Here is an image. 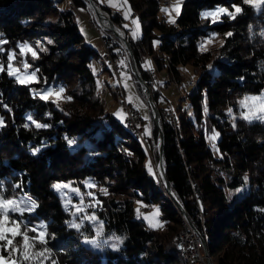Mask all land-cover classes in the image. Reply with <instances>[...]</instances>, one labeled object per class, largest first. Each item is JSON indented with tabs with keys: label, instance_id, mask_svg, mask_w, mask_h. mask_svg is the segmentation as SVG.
Wrapping results in <instances>:
<instances>
[{
	"label": "trees",
	"instance_id": "trees-1",
	"mask_svg": "<svg viewBox=\"0 0 264 264\" xmlns=\"http://www.w3.org/2000/svg\"><path fill=\"white\" fill-rule=\"evenodd\" d=\"M127 1L140 23L139 35L127 40L136 68L148 85L155 104L163 136L164 175L171 191L203 236L207 252L215 264H264V171L248 176V190L226 202L215 186L221 184L233 190L245 181L227 175L228 162L212 154L206 134L213 132L216 126L209 123L207 117L211 114L204 113L201 108L202 101H209L205 94L213 91L209 72L199 66L202 60H209L216 66L238 67V77L229 80V89L251 94L264 92V47L254 52L244 48L242 23L249 17L250 5L244 4L243 0H182L179 16L174 18L175 23H169L157 15L159 0ZM71 2L74 7L83 6L80 0ZM51 3L52 0H0V39L5 41L0 44L4 49L0 52V62L8 59V52L15 51L16 59L22 56L18 44L32 43L36 35L23 27L19 16ZM233 4L242 8L234 20L223 16L222 22L213 24L210 19L200 16L204 8L228 7L231 11ZM12 5L17 8L1 11L3 6ZM72 16V11H60L49 31L52 43L46 44L48 51L41 53L35 48L37 59H33L31 53L25 56L31 67L38 70L37 85L64 87L72 99L75 97L74 88L68 86L66 80L74 74L82 90H86L87 96L84 97L89 100V108L94 114H89L87 108V111L83 110L85 105L81 101L73 104L72 100L66 105L60 104L65 110L64 117L56 110L49 112L50 101L34 95L29 84L21 85L6 71L0 72V117L4 120L0 127V181H3L5 196L26 194L37 202V209L26 216L43 221L48 232L55 235L56 238L48 243L55 250L54 255L60 264L176 262V255L166 245L168 236L164 228L161 231L146 228L142 220L135 218L133 197L157 202L159 218L167 231L175 229L179 212L163 191L162 182L159 180V183L148 171L146 148L125 129L113 112L101 108L98 96L91 94L95 80L86 62L96 54L82 42ZM229 32L232 35L225 36ZM212 33H216L223 44L220 43L211 54L209 50L198 49L199 40ZM143 55L150 57L157 70L163 69L174 86H180L184 79L179 66L187 68V75L193 79V85L188 86L190 89L184 94L190 110L181 103L173 107L177 126L160 112L158 92L149 82L147 69L143 67ZM29 115L50 127L36 128L26 120ZM25 124L29 126L25 127ZM96 130H99L97 139L89 147L85 148L83 144L78 148L68 147L66 136H76L78 140L92 138ZM151 132L155 134L153 126ZM238 141L236 134H230L227 137L220 135L214 143L218 151L232 147L241 157L252 158L253 150L240 146ZM256 146L262 148L264 138ZM34 148L41 150L33 155ZM75 156L81 158L75 169L96 185L90 189L79 182L84 198L96 205L89 210H94L105 221L104 234L114 232L121 236V246L117 250L105 251L102 257L93 251H84L83 245L71 235L72 231L64 224L67 214L52 188L57 177L54 168L59 165L67 169L72 167ZM17 183L21 185L19 189L14 188ZM122 188L130 191L128 195L114 196L121 193ZM101 189H106L107 194ZM89 191L94 197L88 195ZM208 207L216 209L217 216L213 220H201L200 214Z\"/></svg>",
	"mask_w": 264,
	"mask_h": 264
},
{
	"label": "rangeland",
	"instance_id": "rangeland-1",
	"mask_svg": "<svg viewBox=\"0 0 264 264\" xmlns=\"http://www.w3.org/2000/svg\"><path fill=\"white\" fill-rule=\"evenodd\" d=\"M80 1L83 3L82 0ZM93 2L101 9V11L107 17L111 19L113 24L117 28H119L120 32L122 33L123 37L126 40L134 39L132 36L131 30L135 26L132 24L131 21L132 19H136L137 17L133 16V13H132L133 10H131V8H130V17L128 19L124 18V11L128 10L129 8L128 1H127V5H124L123 7H119V5H123L124 0H104L103 3L100 2V0H93ZM12 4L15 6L21 5V3L19 4L12 3ZM175 4H176V0H159V8H158L157 15L162 16L167 22H169L170 16L172 18L176 17V12L174 10ZM13 5L12 7L3 6L4 9L1 11H6V9L13 10V8H17ZM217 7L218 6L204 8L202 12L208 11V10H214ZM164 8H167L168 11L167 12L162 11V9ZM66 10L72 11L73 21L76 24V28L78 32L81 34L82 42L89 45L96 54L93 57L91 56L90 59L87 60L86 62L88 70L90 74H92L95 80L94 85L92 87L91 94L93 96L96 95L99 97L101 108H103V110L107 112H113L114 114L117 113L118 111L121 112V114L124 117L123 120H121L120 117H118L117 115L116 117L119 119L121 124H123L125 129L130 134H132L133 137L138 139L143 144V146L146 148L147 155H149L148 168L149 166H151L153 173H155L154 175L155 178H157V181L161 183L159 181V178L157 176V172L155 169L156 164H157V157H156L157 131L152 122L147 102L145 101L143 93L141 92V89L138 84L137 85H138L139 90L137 88V85H136L137 82L135 81V78L131 73V65H130L129 57L128 55H126L125 49L120 46L121 45L120 41L112 34V32L99 28L98 25L101 24V19H96V17L92 14V12L90 11V9L87 7L85 3H83L82 7L81 6L74 7L71 0H52V3L50 5H41L40 7H37L36 9H34V11H32L31 13H25L24 15L21 14L19 16V20L26 30H29L33 33L36 32V35H34L33 37L34 39L32 43L30 41H25V42L31 45L34 50L35 48L36 50H39L37 48V42H39L40 46L47 49L48 51L46 44H48V41L52 42V38L49 35V31L51 30L52 26L56 22L57 14L60 11H66ZM115 17L117 19H115ZM124 25H128V28H124L123 27ZM242 28H243L244 38H245L244 40L245 49H248L249 51L254 52L264 47V36L260 35L261 31L264 30V9H262L261 12H258L255 8L250 6L249 17L247 20L243 21ZM210 38H211V42L205 44V48L206 50H209L210 54L214 52V50H216V48L221 43V38L216 37V36L215 37L209 36V37L200 39L198 42V49L201 50V44L204 41L209 40ZM22 43H19L18 45ZM130 51H131V48H130ZM39 52L43 53L45 51H39ZM119 52L123 54V57H121ZM131 54H132V51H131ZM132 58H133V55H132ZM24 60H27L28 62V59L26 58L25 55L18 57L14 61V67L21 69V75L24 74L23 66H22V62ZM121 60L125 61V66L123 67L120 65ZM7 62H8V59H5L4 62L3 63L0 62V64H3L6 69ZM133 62L135 64V61ZM148 62H150V64ZM209 65H212L213 67L210 69L208 67ZM199 66L201 68H204L207 72H209L210 80H211V87L213 88V91L207 92L205 94L206 98L209 99L208 103H206V101H202L201 103V108L203 112L206 114L208 113L211 114V117H207L209 120V123L215 124L216 127L215 128L213 127V129L215 130L216 133L219 134L218 137H220V135L227 137L230 134H236L239 140L238 142L240 146H247L251 148L254 152V155L252 158L241 157L239 154H237L234 151V148L232 147H229L225 149L224 151H218L216 146L215 148L213 147V142H211L208 139V137L212 135L213 132H209L206 134L207 143L209 144L214 157H222L228 162L229 166L225 168V173L230 176H237L241 178V180L245 181L244 180L245 176L248 177L254 174H259L264 171V146L262 148H259L256 146L257 142H260V140L264 138V122L253 121L249 123L248 121L241 119L240 112L242 111V109L240 107V101L243 100L246 96H259L261 93L259 94L241 93V92L236 91L235 89L228 88L229 80L238 77V74H237L238 67L236 65L216 66V65H213L209 60H206V61L202 60ZM143 67L147 69L149 82L152 88L156 92H158L157 99H158V106L160 108V112H162V114L166 116V118L171 122L173 126H177V122L174 119L175 113H174L173 107L176 104L181 103V105L184 106L185 109L190 110V108L187 105L188 99L185 98L184 94L185 92L187 93L189 91L190 88L188 86H192L194 82H193V79H191V77L187 75L189 74L188 69L184 68L183 66H179L180 71L183 73L182 76L184 79L182 81V84H180V86H174L173 82L169 80V76L164 74V70L163 69L157 70L154 67L150 57L147 55H143ZM34 70H35L34 67H31L28 69V72L31 73ZM36 82H38V79L29 83V87L31 88V91L33 93H42V91L47 87L56 88L55 86H50L47 84L37 85ZM66 82L68 86L74 88L75 97L71 99L72 102H74L73 104H79V102L81 101L85 105V109L83 108V110L85 111L88 110L89 114H94V111L93 110L91 111L89 108V106H91V104L89 103V100L85 99L84 97V96H87L86 90L85 89L82 90V86L77 83L76 77L74 76V74H71L69 77H67ZM183 82L185 83V85L183 84ZM149 94H150V90H149ZM63 95H64V98L60 99L58 102H53L55 100V97H52L49 100H47V102L50 101L48 105L49 112H51L52 110H56L58 114L64 117L65 110L60 107V104L66 105L71 100L67 99L69 95H67L66 93H64ZM150 97H151V94H150ZM151 100L153 101L152 97H151ZM154 107H155V104H154ZM230 108L232 109L231 114H229V111H228ZM131 109L132 110L134 109V111H136L137 114L139 115V119L137 118V121H136V128L134 127L133 129H131L130 126L126 124L127 122L126 115H129V111ZM28 117L29 116L26 117V120H28ZM234 118H235V125H236L235 127H233ZM152 126L155 129V134L153 135L151 132ZM146 127L150 129V133H151L150 135L145 134ZM98 131L99 130H96L94 132L92 138L91 137L82 138L81 140L76 139V136H69L68 138H75L77 143L76 145L72 147L68 145V147L78 148L80 144L85 145V148L89 147V145H91V143L97 139L96 137L99 134ZM162 141H163V136H162ZM152 151L153 152L155 151V153L152 154ZM152 155H154V157ZM80 163H81V158L78 156H75L73 163H71L72 167L67 169V168L60 167L59 165L54 168V171L57 177H56V180L52 183V188H53V185L56 183L70 185L69 188H66L63 190L64 191L63 196L61 195L60 192H58L55 188H53V191L58 196L63 209L65 210L66 203H68V207L70 209L69 211L65 210L67 214L66 219L64 221L66 228L68 227L65 222L71 221L73 219V216L71 214L73 211H75L73 205H80L81 197H83L84 205L93 204L92 200H86L84 198V192L80 188L79 182L83 183L85 187H87L86 182H89L86 177H82L81 172L75 169ZM161 186H162V183H161ZM249 187H250V183H247V184L244 183L243 185L231 190V189L224 188L223 185L221 184H218L215 186V189L224 195L226 202H230L233 199L240 196L245 191H247ZM72 188L78 189L79 194L72 192L71 191ZM237 189H243V190L240 192H237ZM120 191L121 193H116L114 196L123 197V196H127L128 193L130 192L128 191L127 188H122ZM24 196H25L24 194H15V195L6 196V198H13V197L22 198ZM138 201L140 202L139 204H138ZM132 204L134 207L135 218L137 220H142L146 228H154L159 231H161V229L164 228V231L166 232V235L168 236L166 245L176 255V258H177L176 262H173L170 264H215L213 260L211 259V257L209 256L208 252H207V255L203 253L202 246H201V243L199 242V239L197 238V235L195 234L192 227L188 224V222L185 220L182 214L179 213L178 223L174 225L175 229L174 230L170 229L169 231H167L166 227L162 225V220L159 218V215L156 218V220L158 221L160 225L158 227H151L149 225L148 220L144 218L145 216H150V214L153 213L157 208L159 209L157 202H150L145 199H142L141 197L136 196V197H133ZM137 209H139V212L137 211ZM85 212L89 216L94 214L97 220L99 221V224L102 225L103 227L105 221L99 218L95 214L94 210L90 211L88 207L85 209ZM217 213L218 211H216V209L208 207L207 209H205L203 213L200 214L201 220L205 218L206 220L207 219L213 220L217 216ZM26 214L28 213H25V220L29 221L30 224L32 225L43 222V221H34L32 217H29L28 215L26 216ZM81 215H83V213H81ZM188 219L190 220L189 217ZM77 222H79V219H77ZM169 225L173 226L172 223H169ZM98 226L99 225L85 221L82 231L84 235L89 236L91 238L92 236L95 235V231ZM187 227L195 234L194 235L188 230L191 234L196 236L197 241H198V246L200 247L199 250H197L198 256L196 257L194 261H188L189 259L182 260L181 258H180L181 260H179L178 258L179 252H176L173 250V242H174L175 233L177 231H182L183 229H187ZM195 229L197 230L196 227ZM70 230L72 231L71 235L75 236L77 238V241L83 245L82 247L84 251H93L94 253L99 254L101 257L103 256L105 251L109 249L114 250L111 247V243L115 238L117 237L120 238L119 247L121 246V236L117 235L114 232H110L107 234L103 233L101 240H107L108 244L105 245L101 249H96L90 245L85 244L83 242V236L80 233H78L76 230L74 229H70ZM48 233L51 234L50 232ZM51 240L52 239L49 238V242ZM47 246L48 248L52 250L51 260H55L58 262V264H60L58 261V258L54 255L55 250L49 245V243ZM40 247L41 246L38 245V250ZM79 251H81V249H79ZM4 255L7 256V252L4 253ZM45 264H51V261H46ZM152 264H161V263L154 261Z\"/></svg>",
	"mask_w": 264,
	"mask_h": 264
},
{
	"label": "snow or ice",
	"instance_id": "snow-or-ice-1",
	"mask_svg": "<svg viewBox=\"0 0 264 264\" xmlns=\"http://www.w3.org/2000/svg\"><path fill=\"white\" fill-rule=\"evenodd\" d=\"M100 2H104V0H100ZM181 3L182 0H176V4L174 5V10L176 15L179 16L181 10ZM243 3L246 5H250L255 8L258 12H261L264 9V0H243ZM127 5V0H124L123 5H119V7H123ZM232 9L229 10L228 7H217L214 10L203 11L200 13L202 19L208 20L210 19L211 23L216 24L222 22V17L227 16L229 19H235L238 14L242 12V8L237 5L233 4ZM162 11L167 12L168 9L164 8ZM130 17V6L128 10L124 11V18L128 19ZM132 24L135 26L132 31V36L135 38L140 29V23L138 18L132 19ZM169 23H175L174 18L171 16L169 17ZM124 28H128V25H124ZM251 27V26H250ZM232 33H226L225 36H231ZM260 35L264 36V30L261 31ZM212 37L216 36V33L211 34ZM211 42V38L209 40L204 41L201 44V50L206 51L205 44ZM5 43L2 39H0V44ZM48 43H52L48 41ZM223 44V41H221ZM20 54L23 56L27 53H31L33 59L38 58V52L33 49L31 45L27 42H24L18 45ZM37 48L39 51H47V49L40 46L39 42H37ZM4 49L0 48V52H3ZM7 68L5 69L3 64H0V72L7 71V75L10 77H14L16 82L21 85H27L37 79L38 70H34L31 73L28 72V69L31 68V65L24 60L22 62L23 66V75H21V69L14 67V61L16 59V53L8 52L7 53ZM150 64V62H148ZM120 65L123 67L125 66V61L121 60ZM210 69L213 67L212 65L208 66ZM124 75V74H122ZM65 89L64 87H59L58 89L53 87L45 88L42 93H34V95H39L40 99L42 100H49L52 97H55L53 102H58L60 99L64 98ZM68 100L72 98L69 96L67 97ZM240 107L242 111L240 112V118L248 121L249 123L253 121H261L264 122V92H262L259 96H246L243 100L240 101ZM206 111V109H205ZM229 114H231L232 109L230 108ZM121 120H123V115L121 112L115 113ZM28 120L35 125L36 128H47L50 127L48 124H42L32 119L31 115H29ZM4 125V120L0 117V127ZM28 124H25V127H28ZM235 118L233 127H235ZM213 134L208 137V139L213 142V147L215 148V141L218 137V133L215 132L213 129ZM145 134L150 135V129L147 127L145 128ZM67 144L72 147L76 145L77 141L75 138H68L65 137ZM42 147H47V145H42ZM41 149L34 148L32 149V154L36 155ZM148 171L153 173L151 166H149ZM155 175V173H153ZM245 184H247L248 177L245 176L244 178ZM86 186L88 188H94L96 185L91 181L86 182ZM21 185L19 183L14 185V188L19 189ZM69 184H61L56 183L53 185L61 195H64V189L69 188ZM243 189H237V192L242 191ZM72 192L79 194V190L76 188L71 189ZM102 192L107 194L106 189H101ZM89 196L94 197V193L89 191ZM70 202V201H69ZM140 202L138 201V204ZM98 204V202H97ZM96 205H84L83 204V197H81V204L80 205H73L75 211L71 214L73 219L71 221H66L67 227L69 229H74L78 233L83 236V242L87 245L92 246L96 249H101L105 245L108 244L107 240H101L103 235V227L99 224L96 216L92 214L89 216L85 209L88 207H95ZM38 207L37 202L32 199L31 197L25 194L22 198H6L5 190L3 186V181H0V264H45L46 261H51V264H58L57 261L51 260L52 250L48 248L49 238L55 239L54 234L48 233V226L46 223L41 222L39 224L32 225L29 221L25 220V213L31 214L33 213ZM65 210L69 211L68 203L65 204ZM203 210V208H202ZM139 212V209H137ZM83 213V215H81ZM159 215V209L157 208L150 216H145L144 218L148 220L149 225L151 227H158L160 226L156 218ZM79 219V222H77ZM88 221L90 223L99 225L96 228L95 235L91 238L89 236L84 235L82 229L84 222ZM19 238V239H18ZM120 238H115L112 243L111 247L114 250L119 248ZM38 245L41 246L38 250ZM7 252V256L4 253Z\"/></svg>",
	"mask_w": 264,
	"mask_h": 264
},
{
	"label": "water",
	"instance_id": "water-1",
	"mask_svg": "<svg viewBox=\"0 0 264 264\" xmlns=\"http://www.w3.org/2000/svg\"><path fill=\"white\" fill-rule=\"evenodd\" d=\"M82 1H83V3H85L87 5L88 8H91L92 13L96 17V19H100V17H102L103 20L106 21L107 29L110 32H112V34L120 41V44H121L120 46L125 49L126 55H128V57H129V61H130V65H131V73L134 76L135 81L139 85L141 92L143 93L144 99L147 102V105L149 108V112L151 115L152 122H153V124L156 128V131H157L156 157H157V164H159V170L158 171L162 177L161 178L162 188H163L164 192L167 194V196L170 199L173 206L178 210V212L180 214L183 215L185 220L192 227L193 231L197 235V238L199 239V242L201 243L203 253L205 255H207V250H206V246H205V242L203 240V237L195 229L192 222L188 219V216L186 215L183 206L181 205V203L177 200V198L172 193V191L169 187V184L165 178L164 169H163V160H162V131H161L160 126H159L158 117H157V113H156L153 101L151 100V97L149 94V88L146 85L145 81L141 78V76L139 75V73L135 67L129 44H128L127 40L123 37V35L118 34L114 31L113 22L111 21V19L109 17H107L104 13H101L99 10H97V8H96L97 5L95 6V3H93V0H82Z\"/></svg>",
	"mask_w": 264,
	"mask_h": 264
},
{
	"label": "built area",
	"instance_id": "built-area-1",
	"mask_svg": "<svg viewBox=\"0 0 264 264\" xmlns=\"http://www.w3.org/2000/svg\"><path fill=\"white\" fill-rule=\"evenodd\" d=\"M132 108V107H130ZM137 118L139 119V115L137 114L136 111H134V109L129 111V115H126V124H128L132 129L135 127L136 128V121ZM138 129V128H137ZM193 233L188 227L187 229H183L181 231V237L178 240V243L181 245V247L183 248L184 252L186 253V255L189 256V259L191 261H194L196 259V257L198 256L197 254V250H199V246H198V241L196 236H194Z\"/></svg>",
	"mask_w": 264,
	"mask_h": 264
},
{
	"label": "bare ground",
	"instance_id": "bare-ground-1",
	"mask_svg": "<svg viewBox=\"0 0 264 264\" xmlns=\"http://www.w3.org/2000/svg\"><path fill=\"white\" fill-rule=\"evenodd\" d=\"M94 3V2H93ZM95 6H96V4H95ZM96 8H97V10H99L101 13H103L102 11H101V9L98 7V6H96ZM90 9V11L92 12V10H91V8H89ZM93 14V13H92ZM101 18V24L100 25H98L99 26V28H101V29H103V30H108L107 29V25H106V21H104L103 20V18L102 17H100ZM97 23V22H96ZM113 29H114V31L116 32V33H118V34H121L122 35V33L120 32V30H119V28H117L114 24H113ZM109 31V30H108ZM116 92V91H115ZM118 95V94H117ZM120 98V97H119ZM128 125V124H127ZM129 126V125H128ZM131 128V127H130ZM132 129V128H131ZM163 160V159H162ZM156 172H157V175H158V178H159V180L161 181V175H160V173H159V164H156ZM162 182V181H161ZM173 193V192H172ZM185 227V226H184ZM182 230V229H181ZM180 237H181V231H177L176 233H175V236H174V242H173V248L175 249V251L176 252H179V256H178V258L180 259H182V260H184V259H189V256L188 255H186V253L184 252V250H183V248L181 247V245L178 243V240L180 239ZM180 259V260H181ZM188 261H191L190 259L188 260ZM184 262V261H183Z\"/></svg>",
	"mask_w": 264,
	"mask_h": 264
}]
</instances>
